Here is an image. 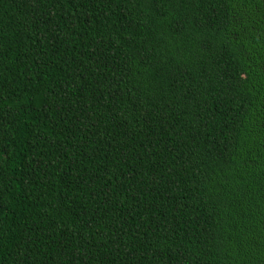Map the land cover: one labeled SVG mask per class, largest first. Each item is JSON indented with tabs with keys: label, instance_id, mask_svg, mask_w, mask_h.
Returning <instances> with one entry per match:
<instances>
[{
	"label": "trees",
	"instance_id": "trees-1",
	"mask_svg": "<svg viewBox=\"0 0 264 264\" xmlns=\"http://www.w3.org/2000/svg\"><path fill=\"white\" fill-rule=\"evenodd\" d=\"M0 264H264V0H0Z\"/></svg>",
	"mask_w": 264,
	"mask_h": 264
}]
</instances>
